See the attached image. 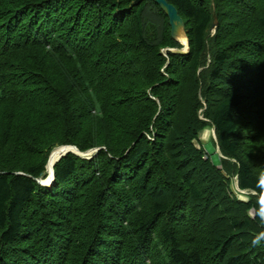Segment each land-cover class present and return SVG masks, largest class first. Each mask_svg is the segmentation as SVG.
Here are the masks:
<instances>
[{
    "label": "trees",
    "instance_id": "1",
    "mask_svg": "<svg viewBox=\"0 0 264 264\" xmlns=\"http://www.w3.org/2000/svg\"><path fill=\"white\" fill-rule=\"evenodd\" d=\"M167 1L0 0V264H264V0Z\"/></svg>",
    "mask_w": 264,
    "mask_h": 264
},
{
    "label": "water",
    "instance_id": "2",
    "mask_svg": "<svg viewBox=\"0 0 264 264\" xmlns=\"http://www.w3.org/2000/svg\"><path fill=\"white\" fill-rule=\"evenodd\" d=\"M155 1L158 2L168 14L169 19H170V24L172 26V35L176 40H178L182 44V47L179 49L167 47V48H164L163 52L166 53L167 50L187 52L189 50V40H188V36L185 31L183 19L181 15L178 13L177 8L173 4L169 3L167 0H155ZM216 25H217V20L214 21L213 27ZM184 37H185V40H184ZM100 148L101 147H95V148L82 151L76 145H71V144L59 145V146L54 147L53 150L50 152L47 164L52 158V155L54 154V152L57 150L60 151V156L58 157L56 162H58L63 156H65L69 152L76 153L83 157H91ZM55 164H53L52 169L50 171H47L48 175L45 178L39 177L37 178V181L40 182L41 184H51L54 180V165ZM47 166L48 165H46V168Z\"/></svg>",
    "mask_w": 264,
    "mask_h": 264
},
{
    "label": "rangeland",
    "instance_id": "3",
    "mask_svg": "<svg viewBox=\"0 0 264 264\" xmlns=\"http://www.w3.org/2000/svg\"><path fill=\"white\" fill-rule=\"evenodd\" d=\"M215 20H217V19H215ZM217 24H218V20H217ZM216 27H217V25L212 27V33L213 34L215 33ZM162 51H164V48ZM195 143L197 146L202 147L205 150V152L207 153V156H209L211 158L213 163H215L219 167L221 166L222 158L224 157V155H223V153H222V151L218 145L217 136H216L215 129L213 126H207L202 131H200L199 138H198V140H195ZM46 170H47V168H46ZM47 175H48V172H47ZM232 189H233L234 193L239 198H241L243 200H247L249 198V194L251 193L250 191L241 190L239 188L238 182H237V177L232 178Z\"/></svg>",
    "mask_w": 264,
    "mask_h": 264
},
{
    "label": "bare ground",
    "instance_id": "4",
    "mask_svg": "<svg viewBox=\"0 0 264 264\" xmlns=\"http://www.w3.org/2000/svg\"><path fill=\"white\" fill-rule=\"evenodd\" d=\"M185 40V37H184ZM60 156V151L57 150L54 152V154L52 155V158L50 159L49 163L47 164V170L50 171L52 169L53 164L56 163V160L58 159V157Z\"/></svg>",
    "mask_w": 264,
    "mask_h": 264
},
{
    "label": "clouds",
    "instance_id": "5",
    "mask_svg": "<svg viewBox=\"0 0 264 264\" xmlns=\"http://www.w3.org/2000/svg\"><path fill=\"white\" fill-rule=\"evenodd\" d=\"M262 236H264V234H262ZM261 238H262V237H257V238H255V239L253 240V244H254V245H258V244L260 243V241H261Z\"/></svg>",
    "mask_w": 264,
    "mask_h": 264
}]
</instances>
